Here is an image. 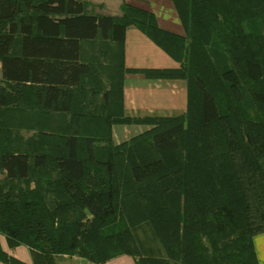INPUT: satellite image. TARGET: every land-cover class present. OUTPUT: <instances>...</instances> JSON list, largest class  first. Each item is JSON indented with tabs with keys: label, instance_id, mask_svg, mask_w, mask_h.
<instances>
[{
	"label": "trees",
	"instance_id": "obj_1",
	"mask_svg": "<svg viewBox=\"0 0 264 264\" xmlns=\"http://www.w3.org/2000/svg\"><path fill=\"white\" fill-rule=\"evenodd\" d=\"M172 1L184 37L126 3L114 17L80 0H0V235L26 246L33 264L122 255L136 264H259L264 0ZM129 27L179 66L125 68ZM95 40L105 42L100 104L84 94L91 67L81 60L82 43ZM128 72L184 80L186 112L126 116ZM65 113L71 119L53 117ZM115 125L148 129L116 144ZM0 259L16 263L1 251Z\"/></svg>",
	"mask_w": 264,
	"mask_h": 264
},
{
	"label": "crops",
	"instance_id": "obj_2",
	"mask_svg": "<svg viewBox=\"0 0 264 264\" xmlns=\"http://www.w3.org/2000/svg\"><path fill=\"white\" fill-rule=\"evenodd\" d=\"M88 3L87 12L95 15L120 17L123 3L142 9L155 16L162 30L185 36L178 13L172 0H80ZM81 60L91 67V76L85 89L87 99L101 103L105 92V42L95 40L82 43ZM124 65L129 70H163L177 68L179 64L157 47L147 36L135 27L125 31ZM1 78V64H0ZM74 90L73 103L77 101L78 87ZM187 108V84L184 80L148 79L144 74L128 72L124 76V110L125 115L134 118L176 117L184 114ZM54 118L71 119V113L53 116ZM123 126L121 129H115ZM143 125L113 126V141L119 144L129 140V127ZM147 127V126H145ZM143 126V128L145 129ZM141 128V131H143ZM148 129V127H147ZM136 130V129H135ZM140 132V130H138ZM135 131V136L142 133ZM145 131V130H144ZM143 131V132H144ZM134 137V136H133ZM259 264H264V234L254 238ZM0 251L13 264H33L31 251L26 246L10 247L5 236L0 235ZM0 264H12L3 262ZM60 264H95L86 259L73 256L63 257ZM101 264H136V259L128 255L118 256Z\"/></svg>",
	"mask_w": 264,
	"mask_h": 264
},
{
	"label": "rangeland",
	"instance_id": "obj_3",
	"mask_svg": "<svg viewBox=\"0 0 264 264\" xmlns=\"http://www.w3.org/2000/svg\"><path fill=\"white\" fill-rule=\"evenodd\" d=\"M123 126H117L115 129H121ZM145 127V126H144ZM141 128H143V126H136V127H129L128 129H130V135L128 138H132L133 136H135V131H138L140 130V132H143L144 130L147 129V127H145V129L143 128V131H141ZM136 129V130H135ZM139 132V131H138ZM139 132V133H140ZM18 135L20 137H22L24 140H27L29 139V137L32 135V133H30L29 131L27 130H19V133Z\"/></svg>",
	"mask_w": 264,
	"mask_h": 264
}]
</instances>
